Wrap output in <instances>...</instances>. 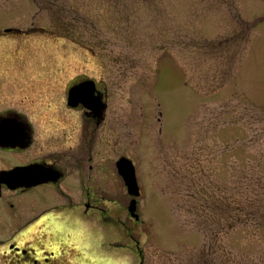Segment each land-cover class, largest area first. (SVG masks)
<instances>
[{
	"label": "rangeland",
	"instance_id": "374dc122",
	"mask_svg": "<svg viewBox=\"0 0 264 264\" xmlns=\"http://www.w3.org/2000/svg\"><path fill=\"white\" fill-rule=\"evenodd\" d=\"M0 25V90L106 92L90 262L264 264V0H0Z\"/></svg>",
	"mask_w": 264,
	"mask_h": 264
},
{
	"label": "flooded vegetation",
	"instance_id": "af4514ba",
	"mask_svg": "<svg viewBox=\"0 0 264 264\" xmlns=\"http://www.w3.org/2000/svg\"><path fill=\"white\" fill-rule=\"evenodd\" d=\"M2 31L0 39L19 32ZM10 55L14 63L21 53ZM0 71L16 79L23 69ZM86 81L93 82L99 106L71 100L72 89ZM52 86H31L26 93L11 90L14 86L0 90V264H93L86 222L95 230L107 213L96 186L106 92L83 75L61 89ZM34 92L44 97L39 104Z\"/></svg>",
	"mask_w": 264,
	"mask_h": 264
},
{
	"label": "water",
	"instance_id": "95a60500",
	"mask_svg": "<svg viewBox=\"0 0 264 264\" xmlns=\"http://www.w3.org/2000/svg\"><path fill=\"white\" fill-rule=\"evenodd\" d=\"M93 82L92 81H86L82 83L79 87H74L72 89V94L74 93L75 98L73 96H70L74 101H80L84 103L86 107H89L90 105H97L98 103L94 102L93 98ZM77 95V96H76ZM97 101V99H96ZM86 103V104H85ZM103 108V107H102ZM116 169L118 172V175L122 179L125 188L127 189L126 192L131 197L130 202L128 204L127 210L131 218L134 220H138V215L136 214V198L139 197V187L136 181L135 177V170L130 160L126 158H121L118 160L116 164Z\"/></svg>",
	"mask_w": 264,
	"mask_h": 264
}]
</instances>
